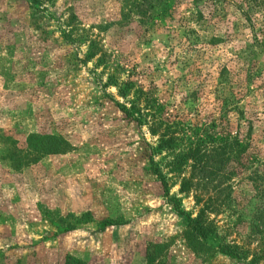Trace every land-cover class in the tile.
I'll list each match as a JSON object with an SVG mask.
<instances>
[{"label":"rangeland","instance_id":"rangeland-1","mask_svg":"<svg viewBox=\"0 0 264 264\" xmlns=\"http://www.w3.org/2000/svg\"><path fill=\"white\" fill-rule=\"evenodd\" d=\"M121 1L0 0V264H66V257L145 264L154 244L164 246L153 264H201L180 238L187 214L198 209L192 194L178 193L164 154L149 158L154 140L117 110L115 88L103 86L108 77L152 88L168 111L191 121L216 115L217 97L229 90L217 86L224 67L254 115L251 165L264 161V61L256 59L247 82L235 59L249 43L247 4L204 3L203 19L193 20L190 0H177L162 18L148 12L144 21L122 17ZM249 15L264 38V9ZM214 36L220 42L210 45ZM90 42L97 54L86 60ZM225 127L245 135L231 112ZM31 133L60 137L68 149L13 164ZM150 161L168 179L167 196ZM250 169L226 182L208 214L226 241L240 243L254 223ZM102 221L111 225L101 228ZM212 264L238 263L216 255Z\"/></svg>","mask_w":264,"mask_h":264},{"label":"trees","instance_id":"trees-1","mask_svg":"<svg viewBox=\"0 0 264 264\" xmlns=\"http://www.w3.org/2000/svg\"><path fill=\"white\" fill-rule=\"evenodd\" d=\"M177 0H122V17L134 14L147 21V14L162 18L176 4ZM233 3V0H190L194 7L193 20L203 19L200 5L211 4L217 7L223 3ZM247 4V12L241 11L243 19L250 27L249 43L239 48L235 59L243 63V72L248 82L257 70L256 59L261 56L264 61V38L261 31H254L253 21L249 11L254 7L264 9V0H239V5ZM208 7V6H207ZM240 9V8H239ZM241 10V9H240ZM149 12V13H148ZM150 19V18H149ZM210 45L220 42L216 36L208 41ZM93 43H88L85 59H92L97 50ZM100 58L96 60L99 64ZM218 87L228 86L226 95L217 97L214 106V116L187 121L177 113L167 110L160 103L152 88L145 89L136 82L125 80L117 82L108 77L104 87L113 86L116 96L121 101H115L117 110L126 121L138 128H144L154 140L151 147L153 155L164 154L169 161L166 174L177 177L178 193L192 194L193 205L198 207L195 215L187 214L185 227L180 232V238L201 264H212L216 255L223 256L238 264H264V161L251 165L253 158L249 157L252 131V113L243 110L240 92L234 91L235 82L227 77V71L222 67L218 73ZM236 116L238 126L245 125V135L241 138L238 131L230 133L225 127L227 113ZM68 144L60 137L46 134H28L25 138V149L20 156L13 157L12 162L18 166H28L48 155H59L66 152ZM246 179L254 192L253 199L257 201L251 212L254 223L248 235L240 243L226 241L225 233L219 229L208 214L215 212L219 194L228 186L226 182L249 169ZM148 171L156 176L160 186L168 194L167 180L159 169L150 161ZM258 199L262 201L258 202ZM168 202L180 210L175 198ZM109 221H102L100 227L110 226ZM164 245L154 244L146 249L145 264H153L160 249ZM66 264H84L76 258L66 257Z\"/></svg>","mask_w":264,"mask_h":264}]
</instances>
